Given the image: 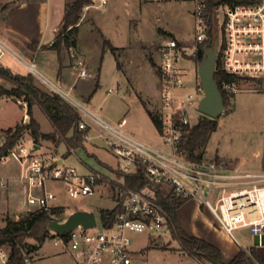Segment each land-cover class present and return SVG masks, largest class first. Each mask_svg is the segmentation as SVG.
I'll use <instances>...</instances> for the list:
<instances>
[{
    "label": "built area",
    "instance_id": "2783aa9c",
    "mask_svg": "<svg viewBox=\"0 0 264 264\" xmlns=\"http://www.w3.org/2000/svg\"><path fill=\"white\" fill-rule=\"evenodd\" d=\"M186 1L194 3L193 40L169 37L157 42L155 49L162 106L160 134L166 147L125 131L126 118L114 123L93 112L38 71L34 62L24 59L0 36V59L6 54L13 55L72 105L81 117L78 129L83 139L93 137L90 130L94 127L107 149L119 158L118 171L136 174L142 170L146 177L144 186L134 189L125 184L124 177L121 181L109 180L96 170L79 174L75 167L46 162L42 156L34 154L37 144L28 150L23 139L0 153V163L14 160L25 166L21 179L27 180L26 213L37 209L50 212L54 207L52 201L56 194L46 189L50 179L63 181L73 198L92 196L97 186L107 181L114 186L115 206L120 210L111 225L102 224L98 217L94 228L84 229L79 225L66 236L52 232L54 243L65 247L76 264H147L138 258L141 250L132 248L131 233L151 234L169 227L170 215L160 193L175 200H197L212 213L216 226L236 242L239 240L235 230L242 227L249 228L260 243L264 240V170L244 169L217 159L195 160L180 150L181 142L202 114L198 105L205 92L197 70L198 57L201 50H205L207 39L218 38L216 73L224 75L221 86L228 94L242 90L243 81L264 78V0H219L211 15L208 13L209 0ZM108 3L109 0H91L85 7L105 8ZM211 28L212 35H209ZM70 49L71 56L75 57V48ZM191 61L196 65V75L193 89L187 91L186 76L191 70L186 64ZM77 66L79 78L90 75L83 60H79ZM229 75L236 80L231 81ZM25 117L23 122L27 123L29 116ZM1 185L7 186L6 179H2ZM1 258L5 264L7 255L1 253Z\"/></svg>",
    "mask_w": 264,
    "mask_h": 264
},
{
    "label": "rangeland",
    "instance_id": "374dc122",
    "mask_svg": "<svg viewBox=\"0 0 264 264\" xmlns=\"http://www.w3.org/2000/svg\"><path fill=\"white\" fill-rule=\"evenodd\" d=\"M18 1L20 0L0 2V18L4 14L5 6L14 5ZM51 1L54 5L59 2L63 4L64 0ZM193 8L194 3L186 0H109L105 8L84 7L78 23L80 47L75 49L76 56H71V49H68L72 65L75 64V60L77 62L83 60L87 64L86 59H90V66L87 64V67H90L91 74L81 79V85L86 84L85 87H91L90 98L84 97L73 87L70 88L69 85L61 83L40 63L35 62V66L43 75L61 85L65 91H69L75 99L102 118L114 123L126 118L125 131L151 144L166 147L162 143L159 130L146 110L147 107L154 113L160 114L162 108L160 77L156 69L158 63L156 43L169 37L193 40L195 34ZM219 22L221 25V15ZM220 28L219 36H221ZM106 40L119 47L115 54L105 45ZM19 54L31 62V59L24 57L21 51ZM42 59H47V56L43 55ZM2 62L10 65L14 71L28 72L18 60L9 54ZM49 62L51 63L52 60H48V64ZM186 66L191 70L186 76L187 91H190L193 89L196 65L191 61ZM71 72L70 75L73 76V70ZM34 76L38 84L52 91L41 78ZM0 83L11 87L1 78ZM241 87L242 90L235 93L228 101L224 114L216 118L218 128L211 133L208 144L205 148L199 149L197 153L203 154V160H216L221 159L216 155L218 152L220 155L234 159L235 162L231 163L232 165L250 170L264 169V92L257 90L263 89L264 78L243 81ZM110 89L111 92H109ZM247 89L254 90L247 91ZM203 114H200V119ZM37 115L43 122L44 130H49V122L43 113L37 110ZM21 117L22 107L17 102L7 98L0 100V145L4 137L2 129L15 126ZM90 134L93 137L84 140L83 145L77 147L68 157L64 158V153L67 151L65 143L55 148L52 141L46 140L34 154L42 156L48 163L75 167L79 174L90 173L92 170L89 166H91L93 170L102 172L109 180L121 181L123 178L118 175L119 158L107 149L104 140L97 136L94 127L91 128ZM23 142L28 150L37 144L28 132L25 133ZM60 159H63V163L58 162ZM221 161L225 160L221 159ZM12 162L17 161L9 160L1 163L0 167H7ZM24 167L22 166V170ZM20 183L22 188L20 194L19 192L8 193L7 188H0V204L10 213L21 211L19 205L16 204V197L27 193L22 187L27 184V180H21ZM46 189L56 194V199L52 201V204L63 206L67 210L63 217L58 218L59 220L65 219L75 209H91L96 212L100 220L99 211L102 208L112 209L115 206L116 190L109 181L98 185L94 195L77 198L69 195L66 184L61 180H48ZM2 190L8 193L7 198H3ZM201 209L203 213L199 214L197 203L194 200L188 201L181 207L179 214L182 220L196 219L199 224L205 223V218L214 222L215 218L209 209L204 206H201ZM3 219L4 217L0 220L4 224ZM235 235L243 245L249 248L256 247V237L249 228L237 229ZM131 238L132 248L137 251L141 250L138 258L142 263L204 264L203 261L200 259L198 261L183 249L181 243L171 233L170 227L151 234L132 232ZM26 241L33 245L38 244L33 237L27 238ZM40 249H42L40 253L34 251L26 254V262L73 264L71 254L66 248L54 243L52 232L42 243ZM1 253L8 257L9 248L1 247L0 256ZM2 262L0 257V264H4Z\"/></svg>",
    "mask_w": 264,
    "mask_h": 264
},
{
    "label": "trees",
    "instance_id": "16d2710c",
    "mask_svg": "<svg viewBox=\"0 0 264 264\" xmlns=\"http://www.w3.org/2000/svg\"><path fill=\"white\" fill-rule=\"evenodd\" d=\"M219 0H209L208 13L211 15L214 7ZM91 0H72L66 5L63 25L58 32L52 48L59 53L62 47H76L78 44L79 20L85 6L89 5ZM8 6H5L7 8ZM212 28L209 30V35H212ZM36 42L30 43L31 47L35 48ZM206 45L210 47L214 45V40L207 39ZM112 52L118 50L119 47L114 46L108 40L105 41ZM205 50H201L198 57L200 65ZM222 74L216 73L215 77L224 95L225 106L234 94H228L222 89L221 78ZM231 81L236 80L233 76H227ZM0 78L7 81L11 87H7L0 83V99L3 97L12 98L15 101L24 100L27 103V114L29 121L21 122L15 127L4 130L5 141L0 147L2 153L7 147L16 145L23 139L28 131L34 139V142L39 144L42 138H49L55 144L65 142L68 146L67 154H71L77 147L83 145L84 139L82 131L78 129L81 120L79 112L65 101L59 94L44 89L40 86L36 77L32 73L19 74L14 73L10 68L5 67L0 63ZM38 106L51 121L54 132L43 133L39 122L34 117L33 108ZM148 114L153 120L155 126L161 131V119L158 113H154L146 107ZM218 121L216 118L208 115H202L200 121L190 128L189 133L180 144V150L188 158L201 160L202 153H197L201 148H205L208 144L210 135L217 130ZM220 160V159H217ZM230 163V162H227ZM120 177H124L125 184L128 187L139 189L145 184V174L142 170L136 174H128L118 171ZM160 199L170 215L169 227L173 236L181 243L183 249L190 255L197 257L204 264H225L223 261V253L215 244L207 241L204 238L188 234L183 228L182 222L178 216V209L188 200L172 199L169 196H164L160 193ZM120 207L115 206L112 209L102 208L99 211L100 221L104 225H111L114 221ZM65 208L63 206H54L51 211L37 209L32 212L20 215L18 219L7 216L5 225L0 227V247H8L9 254L5 264H28L26 262V254L37 251L46 238L51 234L45 226L48 219L63 217ZM63 220V219H62ZM66 236V234H64ZM33 237L36 239V245L26 241L27 238ZM249 254L244 249H241L235 258L228 264H264V260L257 254L255 247L250 249Z\"/></svg>",
    "mask_w": 264,
    "mask_h": 264
},
{
    "label": "crops",
    "instance_id": "0c3cea01",
    "mask_svg": "<svg viewBox=\"0 0 264 264\" xmlns=\"http://www.w3.org/2000/svg\"><path fill=\"white\" fill-rule=\"evenodd\" d=\"M2 1L5 2V0H0V2ZM67 1L69 0H64L63 4L59 2L53 5L51 0H20L14 5L8 6L7 8L4 9V14L0 18V36L6 41H8L18 53L21 51L24 54V57L30 58L31 62L40 63V65L46 71L56 76L57 79L61 83H64L65 85H69L70 88L73 87L74 90L78 91L84 97L90 98L91 96L90 88L91 87L90 88L85 87L86 84L84 86L83 84L81 85L82 78H78L79 69L77 66V61L75 60L74 61L75 64L72 65L71 58L69 55V49L63 46L61 52L59 53L56 49L52 48V44L59 32L58 30L60 26L63 25V18H64L65 10H66L65 3H67ZM33 42H36L35 48L30 46V43H33ZM79 47H80V41L78 42L75 49ZM6 55L0 59V63L2 65L10 68L14 73H19V74L30 73L26 65L20 60L16 59L11 54L9 55L12 58L18 60V62H20L28 70V72L14 71L10 65H6L5 63H3L2 60H5ZM43 55L47 56V59H42ZM50 59L52 60V62L51 63L49 62L48 64V60ZM86 61H87V64L90 66V59L87 58ZM89 66H88V69L90 71ZM72 70H73V76L70 75L72 73L71 72ZM252 90L254 89H247V91H252ZM257 90L264 92V87L263 89H257ZM3 98L13 100L12 98H9V97H3ZM15 102H17L22 107V117H21V120L17 123L19 124L23 122L24 116L28 115L27 114V103L24 100H18ZM37 110H40L43 113V116L49 122V125H50L49 130H44L43 122L39 119L37 115ZM33 112H34V117L39 122L43 133L54 132V127L51 121L38 106H34ZM120 121H117V122H120ZM15 126H10L8 128L2 129V135L4 136L2 144L5 141V134L3 131L11 127H15ZM45 140L52 141L49 138H42L40 140V143L37 144V149L40 148V145H43V141ZM62 143H65V142H62ZM62 143L55 144L52 141V144H54L55 148H58V146ZM1 146L2 145H0V147ZM67 151H68V146H67ZM67 151L66 153H64V158L70 155V154H67ZM216 155H218L221 159H224L226 162H230V163L235 162L234 159L225 157L224 155H220L218 152L216 153ZM58 162L63 163V159H60ZM0 166H1V163H0ZM89 168L93 170V167L89 166ZM260 170H264V169H260ZM22 174H23L22 165L17 162H12L11 165H7V167L6 166L0 167V188L1 187L7 188V191H9L8 193H11V192L18 193L19 192L20 194V191H22V188L20 187L21 186L20 181L22 180L21 179ZM2 179H6L7 186L1 185ZM22 187H23V191H27L25 185H22ZM2 193H4L3 198H7L8 193H5V190H2ZM25 195L26 194L24 193L23 195H18L16 197V204L19 205L21 211L10 213L9 210L2 207V205L0 204V219H2L3 217L5 219L7 216L14 218L16 217V215H21L25 213L26 212V205L24 204ZM188 201H193V200H188ZM194 202L197 203L199 214H202L203 210L201 209V205L199 204L198 201L194 200ZM57 206H60V205H57ZM181 207L178 209V216L182 222V225L185 231L188 234L204 238L207 241L218 246L223 253V261L225 264L230 263L241 249H244L249 254H251L250 249L252 247L249 248L243 245L240 241L236 242L232 240L224 231H222L221 229H218V227L217 228L215 227L216 226L215 220L213 222L212 220L210 221L207 218H205L206 221L204 220L205 223L203 224H199L196 219H194L193 221L182 220L179 214ZM66 211L67 210L65 209V212ZM4 225H5V220H4V224L2 223L0 227H3ZM41 250L42 249L39 248L36 252L40 253ZM255 250L257 254L264 260V242L262 243L259 242L258 244L256 243ZM195 258L199 261L197 257ZM71 259L73 261V264H76L72 256H71Z\"/></svg>",
    "mask_w": 264,
    "mask_h": 264
},
{
    "label": "water",
    "instance_id": "95a60500",
    "mask_svg": "<svg viewBox=\"0 0 264 264\" xmlns=\"http://www.w3.org/2000/svg\"><path fill=\"white\" fill-rule=\"evenodd\" d=\"M217 50L218 38L216 37L213 46H206L205 55L197 70L205 92L198 108L202 113L213 118L224 114L226 108L224 95L215 77ZM97 224L98 216L96 212L88 209H75L63 220L53 218L45 222L48 230L58 234L70 233L79 225L84 229H89L96 227ZM256 243H259L257 238Z\"/></svg>",
    "mask_w": 264,
    "mask_h": 264
}]
</instances>
